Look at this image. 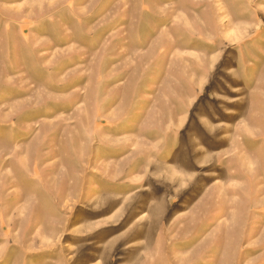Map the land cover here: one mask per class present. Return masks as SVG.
I'll list each match as a JSON object with an SVG mask.
<instances>
[{"label":"rangeland","instance_id":"1","mask_svg":"<svg viewBox=\"0 0 264 264\" xmlns=\"http://www.w3.org/2000/svg\"><path fill=\"white\" fill-rule=\"evenodd\" d=\"M0 264H264V0H0Z\"/></svg>","mask_w":264,"mask_h":264}]
</instances>
